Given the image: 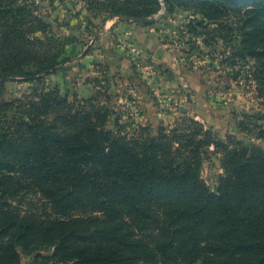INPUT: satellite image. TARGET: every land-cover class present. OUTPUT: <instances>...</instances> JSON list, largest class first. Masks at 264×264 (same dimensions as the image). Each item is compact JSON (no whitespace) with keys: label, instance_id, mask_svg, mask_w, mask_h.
Returning a JSON list of instances; mask_svg holds the SVG:
<instances>
[{"label":"trees","instance_id":"obj_1","mask_svg":"<svg viewBox=\"0 0 264 264\" xmlns=\"http://www.w3.org/2000/svg\"><path fill=\"white\" fill-rule=\"evenodd\" d=\"M165 2L191 3L203 12L199 24L214 22L204 35L228 43L229 64L243 67L252 57L246 79L264 96V0ZM156 5L138 0L134 11L115 6L111 13L143 19ZM56 58L19 76L33 80ZM6 67L0 97L13 77ZM259 116L246 115L240 131L257 128L264 139V125L253 123ZM108 117L106 106L56 90L0 101V264L26 256L52 264H264L259 146L220 139L192 119L152 134L130 132L118 119L108 129ZM210 146L223 169L215 191L200 177Z\"/></svg>","mask_w":264,"mask_h":264},{"label":"rangeland","instance_id":"obj_2","mask_svg":"<svg viewBox=\"0 0 264 264\" xmlns=\"http://www.w3.org/2000/svg\"><path fill=\"white\" fill-rule=\"evenodd\" d=\"M165 1L143 18L152 21L140 22L111 13L115 6L134 11L138 0H0V71L14 67L0 101L26 102L35 90H56L68 100L106 106L108 129L118 119L130 132L144 127L156 134L192 119L220 139L231 135L264 151L257 128H238L250 121L246 115H261L253 123L264 125V96L246 79L255 60L229 64L228 43L204 35L207 29L212 34L214 22L199 24L203 12L191 3L170 7ZM54 55L57 65L47 72L33 80L19 76L35 72L41 59L51 64ZM222 174L220 154L210 146L200 177L215 191ZM33 258L23 257L22 264H52Z\"/></svg>","mask_w":264,"mask_h":264},{"label":"water","instance_id":"obj_3","mask_svg":"<svg viewBox=\"0 0 264 264\" xmlns=\"http://www.w3.org/2000/svg\"><path fill=\"white\" fill-rule=\"evenodd\" d=\"M136 20H138V21H140V22H150V21H152L153 19H151V20H145V19H142V18H139V19H136Z\"/></svg>","mask_w":264,"mask_h":264}]
</instances>
